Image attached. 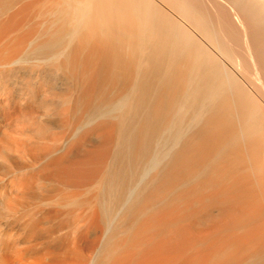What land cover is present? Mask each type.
Returning a JSON list of instances; mask_svg holds the SVG:
<instances>
[{
    "label": "bare ground",
    "instance_id": "obj_1",
    "mask_svg": "<svg viewBox=\"0 0 264 264\" xmlns=\"http://www.w3.org/2000/svg\"><path fill=\"white\" fill-rule=\"evenodd\" d=\"M10 3L0 264H264V0Z\"/></svg>",
    "mask_w": 264,
    "mask_h": 264
},
{
    "label": "rangeland",
    "instance_id": "obj_2",
    "mask_svg": "<svg viewBox=\"0 0 264 264\" xmlns=\"http://www.w3.org/2000/svg\"><path fill=\"white\" fill-rule=\"evenodd\" d=\"M0 1H1V0H0ZM7 6H8L9 9H8L6 6H4L5 8H4V9L2 8L3 11L0 10V12H1V13H0V21H1L0 23L5 25V26L3 27V26L0 24V39H2V37L4 36V34L6 33L7 30H9V31H7V32H10V28H8V25H6V24H9L8 22L11 23V20H9L8 18H11V17H12L11 19L13 20V19H14L13 16H14V17H15V16H18V14H17V15L15 14V13L17 12V10H18V7H17V6L15 7V5H14V7H13V5H11V3H10L9 5L7 4ZM9 6H12V8H10ZM1 7H3V6H1ZM40 13H41V12H40ZM22 15H23V14L19 15V16H21V19H20V17H17L16 19H14L15 21H14V20L12 21V23L15 22V25H14V24H12V25L15 26V27H16V26L18 27V33H21V32L24 33V32H26L27 30H30V28L32 29V27H28V26H25V24H24V25L21 24V23H25V21H24V22L22 21V20L24 19V16H22ZM6 18H7V19H6ZM41 19H43V16H42ZM4 20H7V21H5V22L3 23L2 21H4ZM8 20H9V21H8ZM43 20H44V19H43ZM35 21H36V20H35ZM35 21H34V23H36ZM43 22H44V21H43ZM1 26H2V28H1ZM9 26H10V24H9ZM5 27H7V30H6ZM24 27H25V28H24ZM3 28H4V30H3ZM26 29H27V30H26ZM1 30H2V31H1ZM4 31H5V32H4ZM19 31H20V32H19ZM2 34H3V35H2ZM21 34H22V33H21ZM5 35H7V36L3 37L5 40L3 39L4 41H3V40L0 41V42H1V46H3V47H4V45H5V44H4L5 42H7V43L11 42V39H10V41H7L8 38H10V37H8L9 33H8V34H5ZM9 36H10V35H9ZM11 38H12V37H11ZM34 40H35V39H34ZM37 41H38V40H37ZM3 42H4V43H3ZM2 43H3V45H2ZM7 43H6V44H7ZM35 43H36V41H35ZM1 46H0V47H1ZM5 46H6V45H5ZM3 47L0 48V49L2 50ZM24 65L26 66V64H24ZM28 65H29V64H27V67H28ZM22 66H23V65H22ZM22 66H20V67H22ZM30 66L32 67L31 64H30ZM23 67H24V66H23ZM16 68H18V67H16ZM28 68H29V67H28ZM28 68L25 67V68H23L24 70L22 69V70H23L22 73L20 72V76H21L22 78H23V76H26L27 74H29L30 71H29V72H28V71L24 72L26 69L29 70ZM27 72H28V73H27ZM25 73H26V75H23V74H25ZM42 76H43V74H42V75L40 74V76H39L40 79H39V80H38V78H37L36 80H34L35 82H34V81L31 82V88L33 87L32 89L35 91V89H34V87H36V84H35V83H37V82H41V84H40V83H39V84L37 83V85H39V86L41 85L40 88H41L42 90H41L40 88L36 87V92L39 93V97H40L41 99L43 98L44 93H45L44 98L48 99V100H46V99H45V100L48 101V102L50 103L51 100H52V98H51L52 96H51V95L49 96V91H48V90H49V87L51 86L52 80H54V79H53L52 77H49V78H48V76H45L44 78H42ZM25 78H27V76H26ZM45 78H46V81L42 82L43 80H45ZM51 78H52V80H51ZM33 79H35V78H33ZM42 79H43V80H42ZM48 79H49V81H48ZM36 81H37V82H36ZM47 81H48V82H47ZM50 81H51V82H50ZM45 82H46L47 84H46ZM18 83H21V82L19 81ZM42 83H44V84L46 85V86H43V88H45L46 90L42 88V85H43ZM32 84H35V85H32ZM14 85H16V83H14ZM14 85H13L12 87H14ZM48 86H49V87H48ZM58 86H59V87H57V88L62 87V86H60V85H58ZM10 87H11V86H10ZM10 87H9V89H10ZM12 87H11V88H12ZM14 90H15V89H10V90H8V92H10V94H9V93H8V94H9L10 96H12L11 94L14 93V92H13ZM21 90H22V89H21ZM37 90H39V91H37ZM40 90H41V91H40ZM44 90H45V91H44ZM5 91H6V90H5ZM15 91H17V94H16V92H15V93H14V96H15V97H14V96H12V97H14L15 99H16V97H17L16 100H17V101L19 100V101L17 102V103H18V106H19V104H20L19 108H21V106L24 107V106H25L24 103H26L27 100H25L24 97L22 98L21 95H18L19 93L21 94L22 91L20 92V89H19V93H18V88H17V90H15ZM47 91H48V93L46 94ZM6 92H7V91H6ZM43 92H44V93H43ZM2 93H3V92H1V94H0V95H2V96H1L2 98L0 97V100H1L0 104H2V105L5 104L4 107H7V106H8V101H7V100H8V98H9L10 96H9L8 94L4 95L5 92H4L3 94H2ZM22 93H23V92H22ZM41 94H42L43 96H42ZM3 95H4V96H3ZM7 95H8V98H7ZM16 95H18V96H16ZM40 95H41V96H40ZM5 96H6V97H5ZM19 96L22 98L21 101H20V98L18 99ZM46 96H47V97H46ZM48 96H49V98H48ZM4 98H5V100H3ZM50 98H51V99H50ZM49 99H50V101H49ZM2 100H3L4 102H3ZM23 100H24L25 102H24ZM45 100L42 99V101H45ZM6 101H7V102H6ZM22 101H23L24 103H22ZM55 101L57 102V99L54 100V103H56ZM20 102H21L23 105H21ZM48 102H47V103H48ZM3 103H4V104H3ZM43 105H44V103H43ZM58 109H59V108H58ZM18 117H21V118H18ZM18 119H19V120H20V119L22 120V116H19V115H18V116H17V120L15 119V123H17V125H15V123H13V124H14L16 127L20 128V127L25 126V125L27 126V124H25V123H26V122L28 123V120L25 121V123H23V122H19ZM23 119L26 120L25 117H23ZM17 121H18L20 124H18ZM22 121H23V120H22ZM13 122H14V121H13ZM23 124H24V125H23ZM28 124H29V123H28ZM21 125H22V126H21ZM28 126H29V125H28Z\"/></svg>",
    "mask_w": 264,
    "mask_h": 264
}]
</instances>
